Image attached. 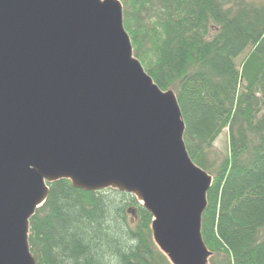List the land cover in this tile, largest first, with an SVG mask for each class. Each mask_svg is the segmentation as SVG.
Listing matches in <instances>:
<instances>
[{
    "label": "water",
    "instance_id": "1",
    "mask_svg": "<svg viewBox=\"0 0 264 264\" xmlns=\"http://www.w3.org/2000/svg\"><path fill=\"white\" fill-rule=\"evenodd\" d=\"M174 90L134 55L121 0H0V264H37L30 219L67 179L133 194L172 264H209L213 176Z\"/></svg>",
    "mask_w": 264,
    "mask_h": 264
},
{
    "label": "trees",
    "instance_id": "2",
    "mask_svg": "<svg viewBox=\"0 0 264 264\" xmlns=\"http://www.w3.org/2000/svg\"><path fill=\"white\" fill-rule=\"evenodd\" d=\"M121 2L134 55L175 91L187 150L213 176L202 217L209 264H264V0ZM49 188L29 225L37 264H172L133 194L67 179Z\"/></svg>",
    "mask_w": 264,
    "mask_h": 264
},
{
    "label": "rangeland",
    "instance_id": "3",
    "mask_svg": "<svg viewBox=\"0 0 264 264\" xmlns=\"http://www.w3.org/2000/svg\"><path fill=\"white\" fill-rule=\"evenodd\" d=\"M215 148L221 153L228 150V128H225L215 141Z\"/></svg>",
    "mask_w": 264,
    "mask_h": 264
}]
</instances>
